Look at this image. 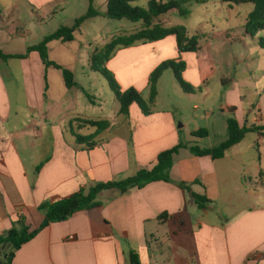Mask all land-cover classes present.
I'll return each instance as SVG.
<instances>
[{"label": "crops", "instance_id": "obj_1", "mask_svg": "<svg viewBox=\"0 0 264 264\" xmlns=\"http://www.w3.org/2000/svg\"><path fill=\"white\" fill-rule=\"evenodd\" d=\"M251 12L237 15L244 28L239 34L222 31L213 40H206L202 30L190 34L200 35L201 44L197 52L184 56L183 78L197 92L187 94L180 87L181 103L169 96V104L163 107L162 77L150 115L133 104L128 117L120 114V107L114 116L95 118V100L79 83L77 70L55 60L74 74L79 85L68 89L62 72L47 69L37 53L20 61L21 80L12 70L5 76L0 69V237L20 221L31 231L41 227L44 203L153 169L160 154L186 146L174 157L170 183H150L126 193L102 192L99 207L50 224L15 253L13 264H131L132 251L142 264H264V137L249 133L222 159L200 157L189 149H213L226 142L230 118L241 128L264 127V48L260 45L264 31L254 38L246 33L245 19ZM28 36L27 29L15 33L1 22L0 49L11 54L15 42ZM169 40L173 46L175 37L170 36L121 51L109 62L123 91H147L151 74L167 60L154 57ZM234 43L244 46L247 58L235 54ZM228 46L234 63L258 59L263 61L261 67L227 74L218 60L227 59ZM53 48L67 49L66 44L53 42L49 54ZM149 58L153 61L145 73L129 70L131 79L122 82V71ZM83 72L95 80L90 62ZM84 96L92 97L90 107L84 106ZM212 105L229 116L210 114ZM190 106L206 114L199 124L197 116H190L188 127L185 117ZM82 120L106 121L109 126L99 131L83 126ZM200 130L208 134L194 136ZM76 135L92 137L97 145L78 144ZM213 137L222 142L200 146ZM192 193L210 200L206 209L199 208ZM10 252L0 246V264H6Z\"/></svg>", "mask_w": 264, "mask_h": 264}, {"label": "trees", "instance_id": "obj_2", "mask_svg": "<svg viewBox=\"0 0 264 264\" xmlns=\"http://www.w3.org/2000/svg\"><path fill=\"white\" fill-rule=\"evenodd\" d=\"M142 0H109L106 17L112 20L122 21L128 20L132 23H142L143 28L136 33L129 36L122 35L115 37L102 51V63L96 60L93 56L91 60V69L102 75L109 83V86L115 94L120 103V114L128 117L130 107L137 104L144 115H150L153 111L154 105L158 97V83L163 77L164 73L172 70L176 81L181 89L187 94H195L197 90L187 83L183 78V73L186 70V64L183 61L175 62L168 61L162 63L149 78V98L145 100L140 92L131 88L125 92L121 88L114 76L104 67L111 59L112 55L121 48H130L139 44H147L151 42H159L165 40L170 36H175L178 41V48L180 52H197L200 49L201 36L191 37L183 26H175L167 28L163 26L160 19L166 16L173 10L180 11L181 15H186V11L182 9V5L187 3L186 0H147L146 6H139ZM223 3L232 6L252 5L253 12L248 16L245 24L246 33L250 37H256L259 33L264 31V0H221ZM88 12L81 18L75 21L72 27L62 26L56 32L46 36L39 44L30 46L27 53L24 55L7 54L0 49V60L9 62L11 60H27L32 53H37L40 56L44 66L53 68L62 72L66 87L73 89L79 87L75 81L74 74L57 64L50 59L49 45L53 42H62L64 44L72 43L76 39V34L81 31L83 25L94 18L100 17L102 14L94 6L95 0H88ZM1 16V12H0ZM1 19V17H0ZM260 45L264 48V41H260ZM92 101V97L88 96ZM83 126L95 127L99 131L107 129L109 123L106 121H79ZM229 138L219 147L213 149H201L198 146L189 148L190 151L200 157L211 156L214 159H222L226 153L241 143L249 133H258L264 137V127L241 128L236 119L230 118L228 120ZM206 130H200L194 133V136L202 138L207 135ZM78 144H86L89 148L97 145V141L92 137H82L76 135ZM185 145H179L169 151L163 152L158 157L157 165L150 170H141L135 176L128 179L110 182L104 184H97L86 192H80L55 201L44 203L40 207V211L45 215V221L41 227L31 231L23 221L19 222V227H14L5 235L0 237V246L11 249L7 255L6 264H13L15 253L24 245L33 240L42 230L50 224L59 223L69 220L74 215L89 211L101 205L99 196L102 192L107 190H119L121 193H126L134 188H144L146 185L155 182H171V169L173 166L174 157ZM182 188L190 190L189 187L181 184ZM192 197L200 209H206L210 203L206 197H202L192 193ZM131 264H142L139 255L132 251L130 255Z\"/></svg>", "mask_w": 264, "mask_h": 264}, {"label": "rangeland", "instance_id": "obj_3", "mask_svg": "<svg viewBox=\"0 0 264 264\" xmlns=\"http://www.w3.org/2000/svg\"><path fill=\"white\" fill-rule=\"evenodd\" d=\"M108 2L109 0H95L94 6L101 12L102 15L87 21L85 23L86 25L84 24L85 27L83 25L81 31L76 34L75 42L66 44V50L53 48L49 54L52 61L55 62L56 60L62 62V64H69L77 70L79 83L86 86L90 90V95L95 100V118L102 115L114 116L121 106L115 94L111 90L108 81L96 72L93 74L95 77L94 81L88 79V77L84 75V68H87L89 62L91 66L93 56L96 57V60L99 63H102L103 55L100 54L105 49L107 44H109L115 37L122 35L129 36L143 28L142 23H132L128 20L117 21L107 18L106 12ZM221 3H223L221 0H188L187 3L182 5V9L186 11V15H181L180 11L173 10L166 16L162 17L160 22L167 28L183 26L186 28L189 35L195 34V31L197 30H202L206 35V40L215 39L216 34L222 31L233 30L231 32L232 34H239L242 31L244 32V28L240 25V19L237 15H246L251 12L254 7L252 5H241L236 8V6L229 7V5L226 6V4L222 7ZM137 5L146 6L147 0H142L137 3ZM232 8L236 9L232 10ZM88 9V0H0V24L1 22H7L10 26V30L15 33L18 30L26 29L29 32V36L26 40L15 42V46L12 49H9L8 52H11V54L24 55L23 53L27 51L29 46L39 44L46 36L53 34L62 26L72 27L77 19L83 17L88 12ZM247 19L245 20L247 21ZM38 21L45 23L37 26L38 24L36 23ZM154 43L155 42H151L147 44H139L130 48H121L112 55L111 59L106 63V65H104V67L114 76L115 80L119 84L115 73L108 67L109 62L117 57L121 51L135 49L136 47L138 48L144 45H153ZM234 44V49H236L235 54L237 56H244L247 58L248 54L244 46L239 43ZM164 45L165 46L161 47L154 58L159 57L167 59L165 62L183 61L186 64L187 70V60L184 56H186L189 52H180L177 38L175 37L173 46L170 40ZM174 45L176 48H174ZM225 51V58L227 59L224 60L222 57H219L218 63L219 67L227 74H232L235 69L239 72L247 69L256 70L261 67L263 63L262 60L260 61L256 59L255 62L246 60L245 62L237 64L233 61L234 55L230 50V46L225 48ZM20 61L22 60H13L9 65L0 63V69L4 72L5 76H8L12 70L16 75L15 77L18 80H21L22 76L20 75V71L23 66L19 64ZM152 61L153 59L149 58L146 59L145 62L142 61L137 63L135 66H131L129 68L127 67L125 71H122L120 74L121 80H123L122 82L131 79V76L127 71L142 69V73H145L151 66ZM34 62L35 58L32 60V64ZM28 65L29 64H25L24 67H28ZM119 86L121 88L120 84ZM160 89L162 95L161 104L163 107H166L169 104V96L174 98L177 103H181V99L177 95V92H182L172 70H168L164 73ZM121 91L125 92L122 88ZM141 94L145 100H148L150 94L149 87L147 91ZM82 99L84 106L90 107V100L87 99L86 96ZM211 108L212 111L210 114L215 115L216 117L229 116L228 113H223L220 109H213V105ZM187 111L188 117H185V122H188V127L190 126V116H197L195 119L196 123L199 124V119L201 117L204 118L206 114L203 109L198 112L194 111L192 106H190ZM193 122L194 120H192L191 123ZM90 131H92V129H90ZM84 134L87 133L85 132ZM220 142L222 141H218V139L213 137L210 141L200 144V146L204 147L209 143L219 144Z\"/></svg>", "mask_w": 264, "mask_h": 264}]
</instances>
